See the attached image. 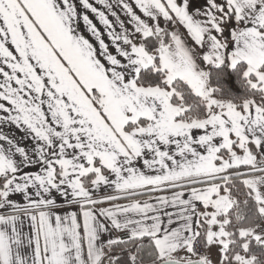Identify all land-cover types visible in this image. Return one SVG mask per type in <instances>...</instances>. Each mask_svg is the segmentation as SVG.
I'll return each mask as SVG.
<instances>
[{"label":"snow or ice","instance_id":"obj_1","mask_svg":"<svg viewBox=\"0 0 264 264\" xmlns=\"http://www.w3.org/2000/svg\"><path fill=\"white\" fill-rule=\"evenodd\" d=\"M96 3L0 0V264H264V0Z\"/></svg>","mask_w":264,"mask_h":264},{"label":"crops","instance_id":"obj_2","mask_svg":"<svg viewBox=\"0 0 264 264\" xmlns=\"http://www.w3.org/2000/svg\"><path fill=\"white\" fill-rule=\"evenodd\" d=\"M90 2L93 3V5L98 7L100 10L105 11L106 14H107V10L104 9L103 5H98L96 3V0H90ZM110 2L113 3V10L116 11L117 14L120 16V18L125 21V26L128 27L129 29H131V26L127 24V17L121 11L119 6L115 3V0H110ZM129 2H131V0H129ZM191 3L193 5V9L199 8V9L203 10L205 5H206V0H191ZM137 12H138V10H137ZM87 14L89 15L90 19L93 20V23H95L97 25V27L101 31H103V25H101L99 23L98 19H96L94 14H92L90 12H88ZM109 18L113 22H115V17H111L109 15ZM161 25L163 27H165L167 24H165V22L161 19ZM177 30L182 35L185 33V30L183 28H178ZM117 31H119L118 27H117ZM79 32H80V34L84 35L91 42H93L94 45H96L98 47V44H96L94 38L91 36V33H89L87 31V28L83 24L82 21H81L80 26H79ZM103 38L105 39L106 43L110 44V41L108 40L106 35ZM185 39L187 40L189 46H194L193 42L186 35H185ZM112 51L114 52V49H112ZM197 51H199V49H197ZM0 132H2L3 134L9 136L10 138L14 139L15 141H18L21 144V146H25V147L29 148V150H31L32 141L29 138H27L22 131L17 130L14 126H11V125H0ZM23 171L35 173V172L39 171V166L38 165H33L31 167L23 169ZM171 192H172V190L150 193V194L141 196L138 199L144 200V199H149V196L154 197V196H159V195L170 196ZM107 194H114V193H112L111 189H106V188H104L102 186L100 190L94 192V198H102L103 196H105ZM52 195L56 198V201H57V208L54 209V211H56V212H58L60 214H64V212L66 210L67 211H76L77 210L76 206H69V205L65 204L63 198H61L57 193L53 192ZM11 198L14 201H16L17 203H24L23 196L21 194H14V195H12ZM184 198H187V192H185V197ZM114 203L126 204V203H129V201L128 200H120V201H116ZM108 206H109L108 204H101V205H97L96 207L100 208V207H108ZM198 207H199V205H198ZM167 210L168 211H173L172 208H168ZM25 231H27V225H25ZM121 235H127V234L113 229V230H111L108 233H103L102 236H101V240H102V242H104L106 244L108 239H118V238H120Z\"/></svg>","mask_w":264,"mask_h":264},{"label":"trees","instance_id":"obj_3","mask_svg":"<svg viewBox=\"0 0 264 264\" xmlns=\"http://www.w3.org/2000/svg\"><path fill=\"white\" fill-rule=\"evenodd\" d=\"M166 28H170V25H166ZM227 35V32L225 33ZM215 76L216 73H213V83H215ZM220 86L224 90V95L226 97H236L239 98L244 95L243 89L240 87L239 82L237 81L236 77L234 74H229V75H224L223 80L220 83ZM119 239H127V235H121ZM130 246V245H129ZM123 246H114L113 247V252L116 255H120L121 257V264H123V261L125 259V256L121 254V248Z\"/></svg>","mask_w":264,"mask_h":264},{"label":"rangeland","instance_id":"obj_4","mask_svg":"<svg viewBox=\"0 0 264 264\" xmlns=\"http://www.w3.org/2000/svg\"><path fill=\"white\" fill-rule=\"evenodd\" d=\"M208 255L210 256V258L212 259L213 261V264H216L217 262V250L213 247L209 252H208Z\"/></svg>","mask_w":264,"mask_h":264},{"label":"built area","instance_id":"obj_5","mask_svg":"<svg viewBox=\"0 0 264 264\" xmlns=\"http://www.w3.org/2000/svg\"><path fill=\"white\" fill-rule=\"evenodd\" d=\"M197 250L198 251L202 250L199 245H197Z\"/></svg>","mask_w":264,"mask_h":264}]
</instances>
